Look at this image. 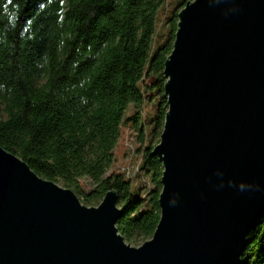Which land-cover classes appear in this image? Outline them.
Wrapping results in <instances>:
<instances>
[{
	"label": "water",
	"instance_id": "95a60500",
	"mask_svg": "<svg viewBox=\"0 0 264 264\" xmlns=\"http://www.w3.org/2000/svg\"><path fill=\"white\" fill-rule=\"evenodd\" d=\"M165 60L160 219L139 245L0 144V264H242L264 213V0H188Z\"/></svg>",
	"mask_w": 264,
	"mask_h": 264
},
{
	"label": "trees",
	"instance_id": "16d2710c",
	"mask_svg": "<svg viewBox=\"0 0 264 264\" xmlns=\"http://www.w3.org/2000/svg\"><path fill=\"white\" fill-rule=\"evenodd\" d=\"M166 1L0 0V144L86 204L115 188L126 205L117 226L129 243L151 237L160 219L163 165L150 154L159 138L147 140L141 163L148 197L109 169L124 122L132 120L146 139L145 115L126 117L132 104L145 102L144 86L159 95L150 131L162 132L164 65L188 0H174L170 10ZM85 176L95 184L88 190ZM242 264H264V213L248 234Z\"/></svg>",
	"mask_w": 264,
	"mask_h": 264
},
{
	"label": "rangeland",
	"instance_id": "374dc122",
	"mask_svg": "<svg viewBox=\"0 0 264 264\" xmlns=\"http://www.w3.org/2000/svg\"><path fill=\"white\" fill-rule=\"evenodd\" d=\"M174 4H175L174 0H167L164 3V7L170 10L174 6ZM164 24H166V23H163L162 25L164 26ZM166 29H167V27L164 26L163 30H166ZM161 32H162V30H161ZM155 80H156V77L154 75H152L147 79V83L148 84L153 83V82H155ZM144 89H145L146 94H149L146 96L145 102L142 103L140 106H136V105L132 104L130 106L128 112H127L126 117H127V119H129L133 113H136L138 111L140 113H142L143 115H145L144 121H145V126H146V134H145L146 139L144 141L140 140V138L138 137V131L134 127L133 122H131L132 120L129 119V120H127V122H124L119 142L115 148V160H114L111 168L109 169V172H112V171L121 172L119 170L121 168V166L128 164L129 161L136 162L138 159H140L144 156L145 147L147 146V142L151 138L153 139V142H155V143H156V139L160 138V135H158L157 133L152 134V132L150 131V127H152V123H151L150 119H148L149 114H152L156 110V107H155V104L157 101L156 97H158L159 95L157 94L156 89L153 91L151 89H148L146 86H144ZM152 92H154L156 94L150 95V94H152ZM146 177L148 179H150V177L148 175H146ZM81 180L84 183L83 188L85 190L86 189L88 190L95 185L88 176L82 177ZM131 181H132L133 188L136 191L138 190L142 196H145V197L149 196V193H150L148 190L149 187L145 186L144 181L141 178L137 179V180L134 179ZM59 183L64 185L62 181H59ZM79 196H80V198H82V194H80ZM98 203H96V204H98ZM96 204H92V205H96ZM119 204L122 205V202L119 201ZM145 240H146V238L140 239L137 243L131 242V244L139 245V244L143 243Z\"/></svg>",
	"mask_w": 264,
	"mask_h": 264
},
{
	"label": "built area",
	"instance_id": "2783aa9c",
	"mask_svg": "<svg viewBox=\"0 0 264 264\" xmlns=\"http://www.w3.org/2000/svg\"><path fill=\"white\" fill-rule=\"evenodd\" d=\"M143 157L138 159L136 162L129 161L128 164L121 166L119 169L126 177L130 180L142 179L146 187H150L151 181L146 177L141 169Z\"/></svg>",
	"mask_w": 264,
	"mask_h": 264
}]
</instances>
